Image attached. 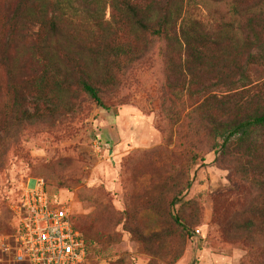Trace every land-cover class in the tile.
Returning a JSON list of instances; mask_svg holds the SVG:
<instances>
[{
  "label": "rangeland",
  "instance_id": "374dc122",
  "mask_svg": "<svg viewBox=\"0 0 264 264\" xmlns=\"http://www.w3.org/2000/svg\"><path fill=\"white\" fill-rule=\"evenodd\" d=\"M4 2L0 0V7ZM195 14L211 34L241 31L239 17L224 4L206 5ZM111 19L107 7L105 21ZM254 26L260 30L259 24ZM71 28L85 47L94 46L98 36H91L88 28ZM36 32L28 24L10 35L11 44L0 54L1 90H8L11 79L43 75L42 62L30 51ZM260 40L252 65L245 68L246 87L239 76L233 85L218 86L221 75L200 73L191 96L189 85L181 81L184 71L182 77L170 73L160 52L163 43L152 40L144 60L117 74L118 87L106 94L105 109L79 96L72 111L60 116L46 114L47 106L41 105V127L1 130L0 235L12 231V209L27 183L43 178L52 196L70 203L74 221L83 229L88 247L84 264H259L260 256L228 240L217 220L237 216L252 199L253 187L243 172L250 161L247 148L239 150L231 143L222 149L213 141L192 138L188 120L195 118L199 124L197 115L190 114L212 95L237 94L232 105L257 97L264 103V29ZM176 60L185 65L184 57ZM180 93L181 100H175L173 95ZM263 137L264 131L258 133L259 140ZM188 183L191 189L171 212V198ZM174 214L185 225L196 220L193 229L201 233L186 239L171 219Z\"/></svg>",
  "mask_w": 264,
  "mask_h": 264
},
{
  "label": "trees",
  "instance_id": "16d2710c",
  "mask_svg": "<svg viewBox=\"0 0 264 264\" xmlns=\"http://www.w3.org/2000/svg\"><path fill=\"white\" fill-rule=\"evenodd\" d=\"M251 1L5 0L0 7V54L11 44L10 35H17L31 24L37 32L30 51L42 62L44 72L38 79L21 82L11 79L7 91L0 86V131L10 127L20 131L41 127L44 121L41 105L47 106L46 114L60 116L65 110L72 111L79 96L105 109L106 94L118 87L117 74L144 60L152 50V40L163 43L160 52L170 65V73L177 71L182 77L184 71L185 78L180 79L185 87L189 85L187 94H192L200 73L221 75L220 79L216 76L218 86L233 85L239 76V83L246 87L249 77L245 68L252 65L253 51L263 42L260 36L264 29V0H256V5H251ZM210 4L226 5L239 17L241 31L232 35L229 31L225 35L211 34L195 14V10ZM107 7L112 11L110 21H105ZM74 24L88 28L91 36H98L93 47L87 48L77 39L78 32L71 28ZM255 24H259L260 30ZM252 34L254 41L250 39ZM176 57H184L185 65ZM246 58L248 62L244 63ZM231 59L232 65L228 63ZM236 95L209 96L190 114L197 115L199 124L192 117L188 121L192 138L213 141L214 146L222 149L231 143L239 150L247 148L245 156L250 161L243 172L253 187L252 199L237 216H219L217 220L228 240L249 247L260 256L259 264H264V137L257 138L264 131V103L257 97L245 104L232 105L231 99ZM182 96L183 93L173 95L177 101ZM191 186L188 183L174 193L169 203L171 212ZM171 219L186 239L196 232L193 229L196 220L185 225L179 214L171 215ZM75 225L83 232L77 221Z\"/></svg>",
  "mask_w": 264,
  "mask_h": 264
},
{
  "label": "built area",
  "instance_id": "2783aa9c",
  "mask_svg": "<svg viewBox=\"0 0 264 264\" xmlns=\"http://www.w3.org/2000/svg\"><path fill=\"white\" fill-rule=\"evenodd\" d=\"M12 210V231L0 235V263L86 262V238L75 225L70 203L59 196H52L45 179L30 180ZM196 232L201 233L200 230Z\"/></svg>",
  "mask_w": 264,
  "mask_h": 264
}]
</instances>
